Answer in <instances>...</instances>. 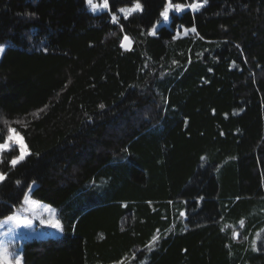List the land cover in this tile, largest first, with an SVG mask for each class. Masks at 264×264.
Returning a JSON list of instances; mask_svg holds the SVG:
<instances>
[{"label":"trees","instance_id":"trees-1","mask_svg":"<svg viewBox=\"0 0 264 264\" xmlns=\"http://www.w3.org/2000/svg\"><path fill=\"white\" fill-rule=\"evenodd\" d=\"M108 2L0 0V141L32 153L0 154V220L33 184L62 229L23 264H264V0H203L156 35L165 0Z\"/></svg>","mask_w":264,"mask_h":264},{"label":"snow or ice","instance_id":"snow-or-ice-1","mask_svg":"<svg viewBox=\"0 0 264 264\" xmlns=\"http://www.w3.org/2000/svg\"><path fill=\"white\" fill-rule=\"evenodd\" d=\"M85 2L91 6L93 11H96L99 7L97 3L94 2V0H85ZM203 6V0H193V3L190 5H187V7H190L193 10H196ZM103 9L108 10L111 13L110 5L108 0H103L102 2ZM186 7L183 3H172V0H165L164 7L159 12V16L163 18V20L167 21L169 19V14L171 10H174L176 13H180L184 8ZM118 13L123 15L124 19H127L129 15L135 12H142L143 11V5L141 4L140 0H133V3L130 7H122L117 10ZM117 15L111 14V21L113 23L117 22ZM182 27V26H181ZM195 31V29H192ZM149 35H156V23H153L152 28L149 30ZM123 42L121 44V47H125L126 44L130 43V39L127 35H124ZM5 49L3 45H0V53L4 52ZM176 61H173V64H175ZM100 108H104L105 106L101 104L99 106ZM15 150L18 154L14 155L11 160L7 161L9 166L11 168H15L18 164L23 162L28 156H30L31 150L28 147L24 136L17 131L14 127H8L7 128V135L3 137L2 141H0V154H3L5 152H10ZM3 162V161H0ZM8 177V173L0 171V183H3ZM20 181H17V184H19ZM31 187L29 186V191H26L22 197V199L19 201L22 205H35L37 204V201L33 200L31 198ZM31 209L29 207H25L22 209L24 212H29ZM185 215L184 211L180 212V216L183 217ZM8 222H14L15 225L18 227L20 225L27 226L30 221L22 219L19 215V212L17 210L16 205L11 206V212L4 217L2 221H0V225L6 224ZM42 224H47L57 230L61 229V222L58 219H49V220H41ZM12 229L10 228L9 231ZM234 236L237 235V233H233ZM259 235V234H258ZM153 241L157 240L156 236L152 237ZM252 248L253 250H256V240L252 241ZM0 264H23V257L22 254H20L17 250L10 248L3 240H0Z\"/></svg>","mask_w":264,"mask_h":264},{"label":"rangeland","instance_id":"rangeland-1","mask_svg":"<svg viewBox=\"0 0 264 264\" xmlns=\"http://www.w3.org/2000/svg\"><path fill=\"white\" fill-rule=\"evenodd\" d=\"M94 2L99 5L96 11H93L91 6L87 4L89 9L92 12H98L101 10H105L102 7L103 0H94ZM191 3H193V0L191 2L189 1L184 2L183 4H185L186 7L182 11L187 10V9L193 10L190 7H187V5H190ZM171 12H175V11L171 10L170 13ZM169 18H170V14H169ZM162 24L169 25V19L165 21L161 17L160 20L156 22V28ZM122 43H124L123 40H122ZM0 45H3L4 47L3 43H0ZM129 45L130 43L126 44L124 48H127ZM31 198L37 201V204L35 205L19 204L17 206V210L21 218L30 221V223L27 226L20 225L17 227L14 222H8L6 224L0 225V240H3L10 248L17 250L20 254H21L23 240H25L26 238L55 236V235L61 234V230H57L47 224L41 223L42 219L43 220L58 219L56 210L51 205L43 201L36 200L33 197ZM25 207H29L31 210L29 212L22 211V209ZM3 219L4 218H2L0 221H2ZM10 228L12 229L11 231H9Z\"/></svg>","mask_w":264,"mask_h":264}]
</instances>
